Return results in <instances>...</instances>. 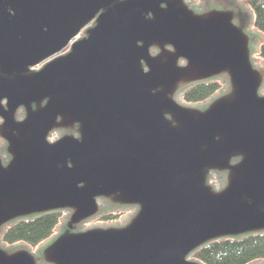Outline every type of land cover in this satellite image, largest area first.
I'll return each instance as SVG.
<instances>
[{"label": "water", "instance_id": "obj_1", "mask_svg": "<svg viewBox=\"0 0 264 264\" xmlns=\"http://www.w3.org/2000/svg\"><path fill=\"white\" fill-rule=\"evenodd\" d=\"M222 1L0 0V264H202L200 247L264 232V37ZM51 212L35 252L2 243Z\"/></svg>", "mask_w": 264, "mask_h": 264}, {"label": "trees", "instance_id": "obj_2", "mask_svg": "<svg viewBox=\"0 0 264 264\" xmlns=\"http://www.w3.org/2000/svg\"><path fill=\"white\" fill-rule=\"evenodd\" d=\"M254 13L253 28L264 37V0H244ZM258 57L264 59V39L259 44ZM220 81H209L188 88L182 98L184 102L200 104L220 91ZM264 93V85L262 87ZM118 211L104 210L98 218L101 222L116 221ZM60 213H45L16 221L9 225L2 234V243L15 245L25 243L37 246L50 236L58 224ZM193 258L202 264H250L264 261V232L240 238H225L210 242L200 247Z\"/></svg>", "mask_w": 264, "mask_h": 264}, {"label": "flooded vegetation", "instance_id": "obj_3", "mask_svg": "<svg viewBox=\"0 0 264 264\" xmlns=\"http://www.w3.org/2000/svg\"><path fill=\"white\" fill-rule=\"evenodd\" d=\"M191 8H194V9H200L205 3H208L209 5H211V7L213 6H216L218 9L221 7V5L225 4V2H223L222 0H185ZM91 24V23H90ZM89 24V25H90ZM89 25H87L86 27H88ZM85 27V28H86ZM84 30V29H83ZM82 32L75 38V39H80L82 37ZM73 41V40H72ZM70 44L71 42L68 44V46L63 50L61 51L58 55H61L63 54L64 52H66L69 47H70ZM2 103H5L4 101ZM22 113L23 111L20 109L18 111V117L19 118H22ZM2 122V120L0 119V123ZM55 136V135H54ZM4 146V143L0 140V149H2V147ZM2 154L4 155V160H7L6 159V155L4 152H2ZM125 214V212H124Z\"/></svg>", "mask_w": 264, "mask_h": 264}, {"label": "rangeland", "instance_id": "obj_4", "mask_svg": "<svg viewBox=\"0 0 264 264\" xmlns=\"http://www.w3.org/2000/svg\"><path fill=\"white\" fill-rule=\"evenodd\" d=\"M245 7H246L247 9L252 10L246 2H245ZM252 11H253V10H252ZM251 30L254 31L253 28H251ZM254 32H255V31H254ZM256 32H257V31H256ZM259 35H262V34H259ZM262 36H263V35H262ZM261 42H262V41H259V44H260ZM259 44H258V45H259ZM255 55H256V63H257V65L264 64V59L258 57L257 54H255ZM213 182H214V181H213ZM60 215H61V217L59 218L58 224L56 225V227H55V229H54L52 235L57 234V233L59 232L60 227H61V224H62V222H63V220H64L65 214H64V213H60ZM18 244H19V243H18ZM24 244H25V243H24ZM42 244H43V242L40 243V244L37 245V246H32V252H35V251L38 249V247L41 246Z\"/></svg>", "mask_w": 264, "mask_h": 264}]
</instances>
